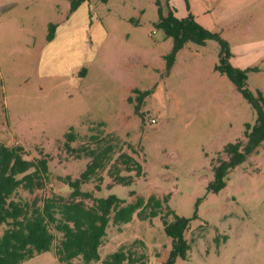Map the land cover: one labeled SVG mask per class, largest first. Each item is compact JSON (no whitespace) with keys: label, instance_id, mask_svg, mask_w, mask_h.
<instances>
[{"label":"rangeland","instance_id":"rangeland-1","mask_svg":"<svg viewBox=\"0 0 264 264\" xmlns=\"http://www.w3.org/2000/svg\"><path fill=\"white\" fill-rule=\"evenodd\" d=\"M225 1L214 8L228 11L232 24L242 28L231 42V65L256 67L258 72L248 74V88L264 96V0ZM159 2L166 15L165 0ZM183 2L169 0L179 10ZM69 8L68 0H0V144L20 146L30 156L39 150L50 155L46 191L64 197L68 191L57 177L78 178L88 161L64 160L61 148L70 127L79 137L75 148H93L88 138L94 134L116 137L118 154H131L126 144L133 146L143 170L134 183L136 195L128 198L124 188L117 193L128 202L155 196L167 203L157 217L110 224L96 264L121 246L144 253L147 264H165L174 245L161 223L167 208L184 219L196 209L184 234L186 259L172 264H264V150L232 169L218 193L208 190L217 154L243 140L244 125L253 122L251 107L226 77L209 67L184 66L190 62L187 51L171 81L163 78L164 70L153 79L142 58L151 56L159 42L172 45L154 27L155 0H89L76 12ZM50 23L55 35L46 42ZM203 51L217 60L216 43ZM136 84L152 90L140 114L134 112L133 89L127 94L132 102L124 99L127 87ZM22 264L60 263L50 251Z\"/></svg>","mask_w":264,"mask_h":264},{"label":"trees","instance_id":"trees-1","mask_svg":"<svg viewBox=\"0 0 264 264\" xmlns=\"http://www.w3.org/2000/svg\"><path fill=\"white\" fill-rule=\"evenodd\" d=\"M68 1L72 13L81 3L89 0ZM155 4L158 19L154 27L172 44L171 50L164 56V74L168 75L178 52L185 45L203 47L214 42L218 46L214 71L226 76L253 110L254 120L244 125L243 140L227 144L212 164V181L208 190L218 193L225 187L227 175L232 169L259 148L264 150V96L260 91L253 93L248 88L249 72L256 73L258 69L233 67L229 44L219 34L203 28L191 14L177 18L169 0H165L166 15L162 13L159 0H155ZM55 28L54 24L48 25L46 42L54 39ZM151 92L133 90L137 102L135 114H140L139 107ZM127 102L131 103L132 98L129 97ZM63 138L61 150L65 155L64 160L88 159L78 178H72L70 174L57 177L68 191V197L46 191L51 171L50 155L39 150L30 156L20 146L6 147L0 144V264H22L50 251L60 264H72L76 259L82 264H96L101 260L99 249L110 224H128L134 216L140 220L157 217L163 210V204L167 203L166 198L160 200L155 196H150L146 201L138 197L135 202H128L117 193V190L124 188L128 198L136 195L134 183L143 173L141 165L134 158L137 153L131 144H126L131 154H118L116 147L119 142L116 137L109 136V140H106L105 136L94 134L88 138L93 148L89 144L75 148L72 144L79 137L72 127ZM221 155L225 158L222 159ZM104 171L106 177L101 175ZM94 179L97 183L93 187L91 182ZM102 181L107 185L104 188ZM104 190L105 193L100 196L94 194ZM167 210L161 217V223L166 235L174 242L173 251L165 263L172 264L178 257L186 259L189 247L184 234L190 221L195 218L196 209L189 219L173 216ZM168 215H172L171 221L167 220ZM146 261L144 253H138L132 246H121L108 254L102 264H147Z\"/></svg>","mask_w":264,"mask_h":264},{"label":"crops","instance_id":"crops-1","mask_svg":"<svg viewBox=\"0 0 264 264\" xmlns=\"http://www.w3.org/2000/svg\"><path fill=\"white\" fill-rule=\"evenodd\" d=\"M87 2L89 1L81 3L79 7H81L84 3ZM219 2L220 0H184L181 10L173 7L174 15L179 19L185 18L188 14L193 15L194 19L199 25L209 30L210 32L219 34L224 40H226L229 44L230 51L232 53L233 50L231 42L236 36H239L241 34L242 28L240 24H232L233 21L229 19V16H226L228 15V11L226 13H221L218 7L214 8V6L219 4ZM225 3L226 5H229L231 2L229 0H226ZM231 6L233 7V5ZM79 7L74 12H76ZM227 7L228 9L230 8L229 6ZM230 10L231 9H229V11ZM104 31L106 34L107 32L105 29ZM207 45L203 47H197L194 45L191 46L190 44L185 45V47L178 52L175 63L169 71L168 75L164 76L163 78H165L166 81H168V79L169 81H171V79L176 75L177 68L181 70V68L178 66L179 60L183 59V57L181 58V54L186 53V51L189 54L190 62L184 66L193 64V66H195L198 71L204 67H209L212 72H216L214 71V66L217 64L216 58H214V56H208V54L203 51V49L206 48ZM155 46V48L151 49V51L153 52V54L151 53V56L149 55L145 58H142V65L149 66L150 73L152 74L153 79L157 80L159 74H161L165 68L164 56L168 54L171 50V45L167 44V42H159ZM213 51L216 52L215 49H213ZM232 62L233 54L230 58V63ZM92 64L94 63L92 62ZM218 75H220V78L226 77L219 73ZM195 84L196 86H203L202 81H195ZM131 89L140 90V87L137 84L130 85L127 87V91L125 93L126 95L124 97L126 103L127 99L129 98V95L127 94L130 92Z\"/></svg>","mask_w":264,"mask_h":264},{"label":"built area","instance_id":"built-area-1","mask_svg":"<svg viewBox=\"0 0 264 264\" xmlns=\"http://www.w3.org/2000/svg\"><path fill=\"white\" fill-rule=\"evenodd\" d=\"M152 122H154V120H152Z\"/></svg>","mask_w":264,"mask_h":264}]
</instances>
